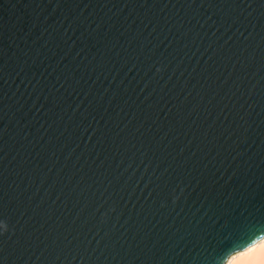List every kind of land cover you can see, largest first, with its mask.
<instances>
[{
  "label": "water",
  "instance_id": "1",
  "mask_svg": "<svg viewBox=\"0 0 264 264\" xmlns=\"http://www.w3.org/2000/svg\"><path fill=\"white\" fill-rule=\"evenodd\" d=\"M0 217V264L264 235V0H0Z\"/></svg>",
  "mask_w": 264,
  "mask_h": 264
},
{
  "label": "clouds",
  "instance_id": "2",
  "mask_svg": "<svg viewBox=\"0 0 264 264\" xmlns=\"http://www.w3.org/2000/svg\"><path fill=\"white\" fill-rule=\"evenodd\" d=\"M6 226L0 227L4 228ZM219 264H264V235L251 240L241 250L229 252L222 256Z\"/></svg>",
  "mask_w": 264,
  "mask_h": 264
},
{
  "label": "snow or ice",
  "instance_id": "3",
  "mask_svg": "<svg viewBox=\"0 0 264 264\" xmlns=\"http://www.w3.org/2000/svg\"><path fill=\"white\" fill-rule=\"evenodd\" d=\"M0 218H2V217H0ZM0 227H2V225H0ZM0 236H2V232H0Z\"/></svg>",
  "mask_w": 264,
  "mask_h": 264
}]
</instances>
